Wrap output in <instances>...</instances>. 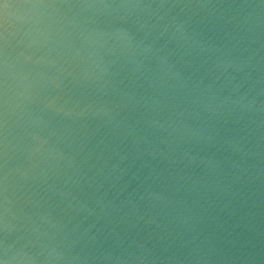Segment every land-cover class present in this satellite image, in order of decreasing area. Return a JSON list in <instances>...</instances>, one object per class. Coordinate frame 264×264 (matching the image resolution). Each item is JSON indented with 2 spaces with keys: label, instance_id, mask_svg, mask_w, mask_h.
<instances>
[{
  "label": "water",
  "instance_id": "obj_1",
  "mask_svg": "<svg viewBox=\"0 0 264 264\" xmlns=\"http://www.w3.org/2000/svg\"><path fill=\"white\" fill-rule=\"evenodd\" d=\"M160 2L0 0V257L6 243L26 235L27 217L92 193L83 181L79 187L65 184L66 166L57 164L65 144L75 148L84 141L99 155V164L125 157L120 167L126 175L117 188L137 169L184 177L179 192L169 179L160 181L168 199L158 206L134 200L96 221L102 250L128 255L127 264H141L137 256L148 257L143 264H180L168 257L183 259L196 251L210 256L207 264H264V112L239 123H216L215 138L203 144L195 164L170 167L167 158L177 149L160 125L168 128L192 114L191 85L176 79L166 62L135 47L142 31L132 17L94 14L85 7ZM164 2L221 6L230 22L209 20L202 26L216 43L209 53L213 58L237 41L234 54L254 51L257 61L264 56V13L247 15L261 0ZM30 133L51 137L47 153L31 152L39 140ZM41 169L51 176L47 183ZM6 183L15 194L8 231ZM138 183L129 184L119 201ZM104 192L114 195L108 183L98 194Z\"/></svg>",
  "mask_w": 264,
  "mask_h": 264
},
{
  "label": "clouds",
  "instance_id": "obj_2",
  "mask_svg": "<svg viewBox=\"0 0 264 264\" xmlns=\"http://www.w3.org/2000/svg\"><path fill=\"white\" fill-rule=\"evenodd\" d=\"M85 7L92 9L94 14L123 13L132 17L142 31V35L134 39L135 47L151 58L166 62L176 79L191 85L188 94L191 96L192 114L168 128L160 125L177 149L173 157L167 158L170 167L183 165L186 168L195 164L201 156L203 144L215 138L216 123H239L247 115L264 112V66H258L264 62V56L257 61L254 51L247 55L234 54L239 41L226 47L215 58L209 55L216 43L210 36L204 35L202 26L209 20L224 21L225 25L230 22L220 5L168 3L162 0L154 4L124 3ZM250 7L252 11L247 15L258 16L264 13V0H261L260 5ZM257 8L261 11L257 12ZM97 67L103 74L108 72L107 67ZM208 72H212L210 78ZM30 135L39 140L31 152L47 153L45 146L51 137L38 133ZM99 159V155L84 141H80L75 148L72 143L63 146L57 164L66 166L64 183L71 182L73 186L79 187L83 181L93 190L92 193L85 199L76 196L70 200L63 199L51 210L43 208L34 214L35 219L27 217L30 223L24 229L26 235H19L11 244L6 243L0 264H100L101 261L105 264L109 261L111 264H127L128 255L102 250L100 229L96 228V221L110 217L134 200L158 206L168 199L159 188L160 181L169 179L174 183L175 191L179 192L184 177L177 173L166 178L162 171L155 168L146 174L137 169L124 185L117 188L119 181L126 175V170L120 167L125 157L121 156L114 161L109 158L103 164H99ZM40 178L47 183L51 176L41 169ZM133 181L139 182L137 187L128 193L127 200L119 201L120 194ZM105 183L114 192L111 198L107 192L98 194ZM14 195V192H9L6 183V231L9 230L10 217L15 216L10 214L9 208L14 203L10 197ZM53 212L56 213L55 217L52 216ZM90 217L96 220L89 222ZM17 244L19 247H15ZM168 258H176L180 264L182 261L207 264L211 259L207 253L200 251L183 259ZM136 259L143 264L148 257L137 256Z\"/></svg>",
  "mask_w": 264,
  "mask_h": 264
}]
</instances>
